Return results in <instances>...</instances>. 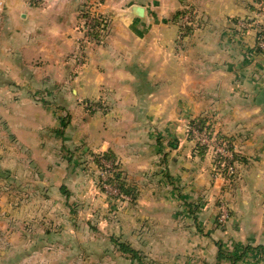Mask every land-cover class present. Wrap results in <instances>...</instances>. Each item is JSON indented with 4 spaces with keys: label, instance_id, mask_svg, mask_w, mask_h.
Segmentation results:
<instances>
[{
    "label": "crops",
    "instance_id": "crops-1",
    "mask_svg": "<svg viewBox=\"0 0 264 264\" xmlns=\"http://www.w3.org/2000/svg\"><path fill=\"white\" fill-rule=\"evenodd\" d=\"M91 1L109 25L85 45L78 71L83 0L32 8L0 0V264H134L114 246L104 251L116 239L98 238L81 217L101 197L91 157L108 152L138 192L117 220L122 242L138 232L156 264H177L170 242L188 250L196 238L198 258L215 259L220 244L250 249L238 264H264V54L251 27L264 8L255 0ZM179 13L197 30L184 44ZM198 117L238 157L233 179L214 172L209 153L193 152L184 124Z\"/></svg>",
    "mask_w": 264,
    "mask_h": 264
},
{
    "label": "rangeland",
    "instance_id": "rangeland-1",
    "mask_svg": "<svg viewBox=\"0 0 264 264\" xmlns=\"http://www.w3.org/2000/svg\"><path fill=\"white\" fill-rule=\"evenodd\" d=\"M48 1L49 0H44L43 4H36V5L29 3L28 1L26 2V4L30 8L39 7V6L43 7L44 5H46V3H48ZM91 3H92L91 0H83L82 6L80 9L83 12H80V18L81 19L85 18L84 20L86 21V25H89L90 22L94 20L92 16L94 15L96 16L95 21H94L96 25L102 24L103 27L105 28L108 27L109 25L108 18L101 15L97 10H95L94 8L95 6L91 5ZM255 6L257 8V5ZM2 12H3V9L0 7V37H1V33H3V30L7 32L6 27L4 25L6 22L3 21ZM84 13H86L87 15L86 17H83ZM260 15L261 16L259 18L255 17V19L258 21V23L261 24L264 22V11L261 12ZM189 20H190L189 18L187 17L184 18L183 16L181 17V19H179L180 28H182V30H179V36L177 40L178 42H180V44H184L185 41L183 39L185 38V40L187 39L189 40L194 35V33H196L197 31V30H185L186 24L189 23ZM84 25H85L84 22H82L81 20L79 30H83ZM92 25H93V22H92ZM82 40H83V37H82ZM73 73L76 74L75 67H74ZM36 100L41 102V100H39L37 97H36ZM198 118H201V117H198ZM198 118L190 119L189 121L185 122L184 133L186 134L187 139L193 143V146H194L193 152H195V154L197 155L199 153V149H201L205 154L209 153L212 159V163L214 162L215 164L214 172H219V169L217 168V166L221 165L220 160L224 159L225 162L228 161L226 164L223 163V166L221 167L222 169L224 167H227V165H229V162L232 161V158H229L226 155L227 154L226 150L228 149L227 147L223 146V144H221V140L217 141V138L214 136L216 134L215 132H213L210 129L209 130L207 129L206 131H199V129L197 128L198 123H195V121ZM212 139L213 141H211ZM103 155L104 154H95L91 157L92 161L94 162L91 165L92 166L91 169L93 170V173H94L93 175H94V181L96 183L95 185L99 188V191L101 194L100 196L103 198V200L101 199V197H99V199L97 198L95 202L98 205L96 207H93L91 210L82 212L81 217L83 218L85 222L87 220L89 221L88 223L92 225L93 228L95 229V232L93 234L98 236V238L116 239V242H103L105 243V246L103 247L104 251L111 252V246H114V249L115 250L117 249L120 252L119 253L120 255L124 254L125 256L129 257L130 260L134 262V264H156L155 262L156 260L153 256L146 257L144 255L145 254L144 252L148 244H144V239L142 235L139 236L138 232H136L135 234L136 238L132 239V242H129V241L122 242L119 238H117V235L120 234L121 232V229L118 227L119 222H117V220H120V218L122 217L121 208L123 205L128 204V203L133 204L137 199L138 192H137V188L135 186H132L131 183L128 182L127 179L122 175V172L120 171V169L114 168V166L116 165L118 166V163L116 161L112 163V161L104 159ZM95 159L98 160V163L95 162ZM86 169H90V168H86ZM85 171L88 172V170H85ZM117 172H120L119 174H121L120 182L125 185V189L126 187L127 188L129 187L134 190L133 196L120 192V185H119L120 182L115 180V175L117 174ZM220 173L222 174L221 170H220ZM229 175L234 176V171L232 168H229L225 174L223 173L224 179L227 180L228 179L227 176ZM103 201H104V204L102 206L101 203H103ZM227 207L228 206L226 202H222L221 204H218L216 207L217 208L216 223L218 224V227H221L222 229L226 226V223L228 222V219H229V212H228ZM88 211L90 212L87 213ZM137 213L138 212H134L133 215L135 216L137 215ZM175 213L180 214L179 210H176ZM134 216H131V218L132 217L135 218ZM195 218L197 219L196 215H195ZM189 220L190 221L195 220L194 216L189 218ZM110 223L114 224V228L112 226L110 227L108 226ZM199 224L200 223L198 221H195V230L201 229L203 231L201 227H198ZM192 225L194 226V223H192ZM185 228H186V222H183V224H180V228H178V230L180 229L185 230ZM187 228H190V224L187 225ZM132 230H135V229H132ZM179 235H180V232H179ZM173 238L176 239V236H174ZM169 239L171 240L170 237ZM118 240H120L121 242ZM178 241H179L178 243L170 242V247L177 246L178 255H179V260L177 264H186V263L203 264L204 262H206L205 264H238L240 262V261H237L235 263V262H232L231 260L230 261L223 260V259L220 260L217 258L218 254L215 259H212L209 253H207L208 256H206L204 259L198 258L201 256H198V254L197 255L193 254V251L200 249V246H202L197 240V238L193 245L194 248L188 249V250L186 247V243H182L180 239ZM118 244L127 246L131 248L132 250H134L137 254L136 258H133L131 255L123 253L119 249ZM149 245H151L150 249H153L152 247L153 244H149ZM162 245L167 246L169 245V242L163 243ZM217 247L218 249L221 248L222 253L227 254L231 257L237 256V254L240 252L238 251V248L232 251L231 250L228 251V248L224 247L223 245L220 246V244H217ZM205 251L207 252V248ZM181 254H184V258H181Z\"/></svg>",
    "mask_w": 264,
    "mask_h": 264
},
{
    "label": "trees",
    "instance_id": "trees-1",
    "mask_svg": "<svg viewBox=\"0 0 264 264\" xmlns=\"http://www.w3.org/2000/svg\"><path fill=\"white\" fill-rule=\"evenodd\" d=\"M255 2L257 3V4H259V3H262V8H264V0H255ZM36 5V4H35ZM84 11H86V10H84ZM81 12H83V11H81ZM87 15H86V13H84V16L83 17H86ZM182 16V13H179V14H177L176 15V19H178L179 17H181ZM259 28L261 29V31L260 32H258L257 31V44H258V41H259V39H260V37H261V34H262V32L264 31L263 29H264V22L263 23H261L260 24V26H259ZM103 29H106L105 27H103L102 26V24H98L97 25V28L96 29H94V30H103ZM185 30H190V29H187V28H185ZM256 52L258 53V54H264V50H262V49H260L259 47H257V45H256ZM195 123H198L197 124V128L199 129V131H206L207 129L209 130V128L208 127H206L205 126V119H203V118H198L196 121H195ZM199 153L200 154H203V151L201 150V149H199ZM103 158L104 159H106V160H110V161H112V163H114L116 160H115V158H114V156L112 155V153H110V152H108V153H105L104 155H103ZM237 159H238V157L237 156H233V158H232V161L231 162H229V165H227V167H224V168H222L221 169V171H222V174L224 173H226L227 172V170L229 169V168H232V166L234 165V163L237 161ZM95 162L96 163H98V160L97 159H95ZM228 162V161H227ZM227 162H225L224 161V159H222V160H220V163H221V165L220 166H217V167H222L223 166V163H227ZM114 168H116V169H118L119 167L116 165V166H114ZM233 169V168H232ZM120 172H117V174L115 175V180H117L118 182H120V175L121 174H119ZM227 178L228 179H233V175H229V176H227ZM120 192H122V193H125V194H127V195H132L133 196V192H134V190L133 189H131V188H127L126 187V189H125V185L124 184H122L121 182H120ZM134 196H135V194H134ZM118 246H119V249L123 252V253H125V254H128V255H131L133 258H136V256H137V254H136V252L134 251V250H132L131 248H129V247H127V246H124V245H121V244H118ZM250 249L249 248H247V249H244V250H242L241 252H239L238 254H237V256H235V257H231V256H229V255H227V254H224V253H222L221 252V248L218 250V259H223V260H231L232 262H237V261H241L243 258H244V256L246 255L245 253L247 252V251H249ZM260 253H262L263 255H264V249L263 248H258L257 249Z\"/></svg>",
    "mask_w": 264,
    "mask_h": 264
},
{
    "label": "built area",
    "instance_id": "built-area-1",
    "mask_svg": "<svg viewBox=\"0 0 264 264\" xmlns=\"http://www.w3.org/2000/svg\"><path fill=\"white\" fill-rule=\"evenodd\" d=\"M27 2L29 1V3H32V4H43L44 0H26ZM257 6H259V8L262 7V3H259L257 4ZM262 12V11H261ZM261 12H258L257 13V18H259L261 15L260 13ZM93 16V19L89 25H86V21L84 19H81L82 22H84V28L83 30H81L82 34H83V40L80 44H78L75 52L72 54V60L74 62V65H76L77 67V70L79 71L82 66L85 64V61H84V47L85 45L90 42L91 40H95V39H98V35H100L102 33L101 30H94L97 28V25L96 23L94 22L95 21V17L94 15ZM84 20V21H83ZM92 22H93V25H92ZM260 26V23H258V21L256 19H254L251 23V27L253 29H255L256 31V45L257 47H259L260 49L264 50V31L262 32L261 34V37L258 41V44H257V31L260 32L261 29L259 28ZM91 28V29H90ZM264 30V29H263Z\"/></svg>",
    "mask_w": 264,
    "mask_h": 264
},
{
    "label": "water",
    "instance_id": "water-1",
    "mask_svg": "<svg viewBox=\"0 0 264 264\" xmlns=\"http://www.w3.org/2000/svg\"><path fill=\"white\" fill-rule=\"evenodd\" d=\"M132 11L138 16V17H142L143 16V12H144V10H143V8H141V7H133L132 8Z\"/></svg>",
    "mask_w": 264,
    "mask_h": 264
}]
</instances>
